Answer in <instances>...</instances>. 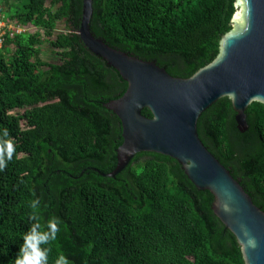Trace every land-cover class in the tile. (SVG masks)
<instances>
[{"label":"trees","instance_id":"1","mask_svg":"<svg viewBox=\"0 0 264 264\" xmlns=\"http://www.w3.org/2000/svg\"><path fill=\"white\" fill-rule=\"evenodd\" d=\"M0 3L16 27L35 28L7 30L0 46V147L15 149L0 171V264H15L30 227L47 230L52 217L60 221L56 239L41 245L48 264L61 254L69 264H245L212 211L213 196L174 159L139 152L114 176L101 174L114 170L122 143L120 120L103 102L127 84L80 40L82 0ZM235 3L92 0L90 28L111 47L186 78L219 53ZM44 44L56 61L43 57ZM245 114L248 128L240 132L222 97L200 115L197 131L264 211V104L252 102Z\"/></svg>","mask_w":264,"mask_h":264},{"label":"water","instance_id":"2","mask_svg":"<svg viewBox=\"0 0 264 264\" xmlns=\"http://www.w3.org/2000/svg\"><path fill=\"white\" fill-rule=\"evenodd\" d=\"M233 28L219 53L189 77L169 74L153 61L115 49L90 28L92 0H82L78 35L84 46L115 69L127 84L124 93L103 102L120 120L122 143L116 167L122 171L139 152H154L179 163L198 190L213 196L215 216L236 238L245 264H264V211L200 139L197 122L214 102L228 97L240 132L248 128L245 110L264 104V0H236ZM147 108L151 116L142 113Z\"/></svg>","mask_w":264,"mask_h":264},{"label":"clouds","instance_id":"3","mask_svg":"<svg viewBox=\"0 0 264 264\" xmlns=\"http://www.w3.org/2000/svg\"><path fill=\"white\" fill-rule=\"evenodd\" d=\"M2 135L7 137V130H3ZM14 146L11 142L5 143L0 147V171L7 166V162L12 159ZM39 199H34L30 203L33 213L39 209ZM60 221L56 217L50 218L47 223V230H41L39 223H34L29 231L23 236L15 264H48V248H41V245H48L56 239V233L59 231ZM55 264H69L67 258L62 254L58 257Z\"/></svg>","mask_w":264,"mask_h":264},{"label":"rangeland","instance_id":"4","mask_svg":"<svg viewBox=\"0 0 264 264\" xmlns=\"http://www.w3.org/2000/svg\"><path fill=\"white\" fill-rule=\"evenodd\" d=\"M62 27H63V23H58L57 31H59ZM7 30H11L12 32H21V31L34 32L35 28L31 25H27L26 27H16V25L12 21H8L2 14H0V46H1L2 35ZM43 47L45 49L43 51V57L49 61H56L54 54H52V51L48 49V45L44 44ZM17 111L21 112L22 110H16L15 112Z\"/></svg>","mask_w":264,"mask_h":264}]
</instances>
